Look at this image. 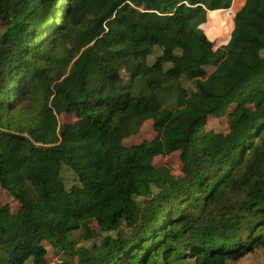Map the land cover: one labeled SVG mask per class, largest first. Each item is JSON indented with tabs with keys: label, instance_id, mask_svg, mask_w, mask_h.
Listing matches in <instances>:
<instances>
[{
	"label": "trees",
	"instance_id": "trees-1",
	"mask_svg": "<svg viewBox=\"0 0 264 264\" xmlns=\"http://www.w3.org/2000/svg\"><path fill=\"white\" fill-rule=\"evenodd\" d=\"M238 1L0 0V184L19 204L0 207V264H48L47 244L58 264L264 248V0L224 45L204 29ZM147 120L157 136L127 145ZM177 151L181 174L154 163Z\"/></svg>",
	"mask_w": 264,
	"mask_h": 264
},
{
	"label": "rangeland",
	"instance_id": "rangeland-1",
	"mask_svg": "<svg viewBox=\"0 0 264 264\" xmlns=\"http://www.w3.org/2000/svg\"><path fill=\"white\" fill-rule=\"evenodd\" d=\"M244 0H239L237 7H231L230 9L223 10L220 12L210 13L209 20L204 24V29L208 33L209 37L214 41L216 47L226 44L229 41L231 32L234 27V17L235 13L241 8ZM160 53L159 50L156 52ZM264 53V52H263ZM154 57L151 58V61ZM208 73L214 71V67L210 66L206 68ZM188 89H193L194 84L190 81L185 83ZM61 119H66L67 121H74L70 116L65 118V115L61 116ZM207 130H213L216 132H228L229 124L227 116L218 118L215 116H210L206 125ZM157 136V132L154 129L153 120H147L140 132L132 137L128 138L125 143L127 145H132L135 143H141L144 140H152ZM157 166L168 165L170 166L174 173L181 174L183 169V163L181 160L180 152H173L169 155H160L155 158L154 162ZM3 205H10L13 210L18 207V201L0 184V207ZM93 227L98 230L99 227L95 223ZM77 246H90L93 241H85L82 237V232L78 231L75 236ZM49 254L47 256L48 264H58L61 262V257L54 252V249L47 244ZM27 264H32V261L27 262ZM229 264H264V248L257 249L253 252L248 253L242 259L230 262Z\"/></svg>",
	"mask_w": 264,
	"mask_h": 264
}]
</instances>
